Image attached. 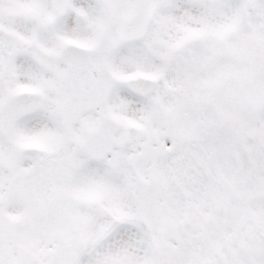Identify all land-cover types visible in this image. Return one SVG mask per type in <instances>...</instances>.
I'll return each mask as SVG.
<instances>
[{"label": "flooded vegetation", "instance_id": "flooded-vegetation-1", "mask_svg": "<svg viewBox=\"0 0 264 264\" xmlns=\"http://www.w3.org/2000/svg\"><path fill=\"white\" fill-rule=\"evenodd\" d=\"M116 1L115 5H109L95 0L107 10L103 20L87 26L97 31L111 24L117 20L119 3L124 5L120 6L122 12L132 0ZM73 2L76 1L67 0L63 7L53 8L51 0H0V218L13 229L17 242L24 245L28 232L15 218L45 219L44 264H63L67 257H72L77 264H113L111 235L117 222L114 200L112 195H104L103 190L99 192L97 188L102 186L98 184H110L113 178L109 171L114 165L122 168L115 177L120 182L122 171L135 159L141 160L150 154L159 165L149 179L154 176L158 182L165 177L161 160L175 135L167 129L166 118L153 108L157 96L153 97L152 93L157 82L144 98L132 93L124 83L131 74H145L142 70L148 67L131 74L112 67L132 66L135 55L127 52L115 56V51L111 53L110 49L121 50L140 40L123 42L109 29L107 39L102 42L98 39L97 49L89 42L56 34L69 18L77 19V25H85L86 18L76 7L80 5ZM167 10L171 13L170 21L176 22L180 14L189 10V2L171 0ZM130 12L131 9L118 18L120 27ZM154 14L152 10L151 19L155 16L160 25L161 14ZM67 44L79 49L68 48L67 53L61 54ZM21 63L32 69L18 68ZM24 70L31 76V82L13 79ZM105 71L117 78L116 84L105 99H95L91 86L102 81ZM120 90L129 97L114 101ZM130 96L137 100L132 104L140 112V121L129 119ZM151 106L154 131L142 134L138 129L146 125L143 117L151 111ZM226 107L227 102L221 103V112H226ZM103 116L115 123L110 138L92 136ZM218 118L221 123L214 136L219 140L217 156L205 148L212 162H203L193 149L189 154H177L179 167H174L172 172L180 170L182 178L189 179V215L184 210L180 216L181 220L186 216L184 229L179 227L181 220L171 229L178 230L182 237L188 235L185 255L189 264H264V133L246 132L240 116L226 120L224 114ZM109 128L113 129V125ZM88 133L92 137L88 138ZM140 137L144 138L143 150L135 153L133 142L137 143ZM185 138L188 139V134ZM185 138L180 144L187 142ZM98 142L110 144L108 153L100 159L87 149L90 143ZM185 149L189 152V146ZM169 159L162 162L166 170ZM98 174L104 178L99 179ZM180 197L160 195L158 186V217L153 230L161 235L160 240L167 234L159 226V213L163 209L167 216L177 218ZM116 202L122 219H126L128 213L122 201ZM13 203L21 209L18 215L10 217L13 208L9 206ZM31 226L28 222L29 230ZM53 234L55 238H51ZM66 235L77 236L75 242L74 236L62 238ZM171 236L176 239L174 234ZM116 249L119 250V245ZM126 250L122 244L123 256ZM146 251L142 249L143 261L162 264V253L157 246L153 249L156 257Z\"/></svg>", "mask_w": 264, "mask_h": 264}, {"label": "rangeland", "instance_id": "rangeland-1", "mask_svg": "<svg viewBox=\"0 0 264 264\" xmlns=\"http://www.w3.org/2000/svg\"><path fill=\"white\" fill-rule=\"evenodd\" d=\"M74 1H76L73 2L74 5H80L76 7L82 11L86 18L85 25H77V19L69 18L61 31L56 34L61 33L67 39H80L89 42L92 47L94 45L97 49L100 47L98 39L101 42L107 39L109 29H112L111 33L114 37L116 36L120 28V17H124L131 9L129 1L128 4H125L127 9L121 12L120 6L124 7V5L119 3V12L115 16L117 20H112L111 24L94 31L87 24H95L103 20L107 10L105 5L95 2V0ZM170 1L152 0L153 14L154 10L156 11L154 15L161 14V24L157 25L154 16L146 27L144 37L137 44L121 50L113 48L110 49V52L115 51V56L127 52L135 55L132 66L124 68L118 64L112 65L117 71H128L131 74L139 68L144 69L145 67L146 69L148 67L142 71L150 72V75L147 76L157 82V87L152 93L153 97L157 96L156 105L153 108L159 110L161 115L166 118L167 129L175 135L172 136L173 143L169 145L170 148L168 147V151L162 157L160 167L163 169L162 173H165V177L158 179L157 187L159 186L160 195L181 196L177 200L179 214L177 218H172L163 213V209L159 213V220H161L159 226L164 227L163 233L167 234L161 240V235L154 230L149 233L143 229L142 231V226L138 221L139 189L136 175L148 178L154 171V174L156 173V166L159 165V162L152 154L141 160L135 159L132 165L120 173V182H116L115 177L122 168L114 165L113 169L109 171L113 178L110 179V184L109 182V185L106 182L98 184L102 186L99 188L104 191V195L113 196V210L116 216L114 220L117 221L114 226V234L111 235L114 239V248L117 243L121 244L122 242L128 246L127 261H122L121 253H114V264H146L143 262L144 258L141 252L142 246L145 244L146 252L152 256L155 255L154 257H156L153 251L154 247L159 248L162 253V264H189L186 263L185 255L187 246L185 239L188 235L182 237L178 230L171 229L181 220L179 218L184 210L189 215V179H183L180 170L172 172L174 167H179L177 154H189L193 149L197 152H194L195 155L202 157L203 162L206 164L212 162L211 156L205 153V148L211 149V151L208 149L206 151L214 152L217 156L219 140L214 139V136H216L221 123L219 115L225 114L226 120L240 116L243 129L246 132L255 130L264 133V0H186L189 2V10L185 14H180L179 20L176 22L170 21L171 13L167 10ZM102 2L115 5L117 1L102 0ZM240 48L247 52L245 61L237 60V51ZM123 57L126 58V56ZM17 67L25 70L32 69L22 63ZM155 67L156 69H154ZM25 70L23 73L14 75L13 79L31 82L32 78ZM121 97H129V95L120 90L113 100ZM235 98H239L235 102L236 107L233 106L227 108L226 112H221L220 104L234 102ZM132 102H137V100L130 96V103L134 106ZM133 106L129 112V119L140 121V112H137ZM136 107L140 108L138 104ZM153 108L151 106V111L143 117L146 125L138 129L142 134L154 131L151 118L154 114ZM185 134H188V139L185 138ZM184 138L187 142L180 144L179 141H184ZM143 140L144 138L140 137L136 140L137 143L133 142V152L143 150ZM245 142L246 138L243 143L245 144ZM186 146H189V152L186 151ZM169 153L170 155H168ZM137 156L141 158L139 155ZM167 157L170 158L168 160L170 165L166 170L162 162ZM102 178L104 175L101 174L99 179ZM116 201H122L124 210L128 213L127 219H122L123 214H121ZM126 201L127 205L124 204ZM184 205H186V209ZM9 207L13 208L10 217L16 213L18 215V211L21 209L17 203H13ZM15 219L18 223H22L25 232H28L25 235L27 237L26 244L36 256L35 264H44L45 237L42 232L46 227L45 219L43 217L32 219L24 217L19 219L18 217ZM162 220L165 222L162 223ZM28 222L32 223L30 230L27 228ZM165 223L167 224L165 225ZM122 225L125 227L121 228ZM171 234H174L176 239L172 238ZM72 236L74 235H66L62 238ZM76 237L74 236L72 241L75 242ZM51 238H55V234ZM63 264H77V261L73 262L72 257H67L63 260Z\"/></svg>", "mask_w": 264, "mask_h": 264}, {"label": "water", "instance_id": "water-1", "mask_svg": "<svg viewBox=\"0 0 264 264\" xmlns=\"http://www.w3.org/2000/svg\"><path fill=\"white\" fill-rule=\"evenodd\" d=\"M149 3L150 0H135V11L132 14L131 17V23L128 25H125L124 29L122 30L120 37L122 40L126 41V40H130L133 39L134 37H138L139 34H141L143 32V29L146 25V21L148 19L149 16ZM139 9H141L142 11H139ZM145 13H144V12ZM143 13L142 16H140V14ZM146 18L143 19V17ZM246 52L241 49L239 51V58L240 59H246ZM103 79L100 83L94 84L92 85V89H93V94L97 99H103L107 89L109 87V84L111 83L109 81V77L106 76L105 73H103ZM144 79L143 78H133L130 81L126 82L127 86L135 92L140 93L141 95L145 96L148 92H149V87H150V82L148 81V87H146V85H141L140 83H143ZM110 122L107 121V119L103 118L101 119V129L100 131L103 133L104 138L108 137L109 138V134H110V129L107 130V126L109 127ZM99 132V130L97 131ZM107 145L103 144V143H98V145H94L93 148L95 150H106L107 149ZM92 151L89 149V151H91L93 154H95L96 156L100 157L101 155H103L102 152H98V151ZM141 184V188L143 191V195H142V200H141V218H142V222L144 223V225L148 228L151 229V227L153 226L154 222H155V215H156V210H155V187L154 184L152 182H150L149 184ZM6 249L3 247H0V264H10V261H7L6 257ZM23 254V255H22ZM7 261V262H6ZM32 261V257L30 256L29 253L25 254V253H21L19 255V259L17 261H13L12 263L14 264H31Z\"/></svg>", "mask_w": 264, "mask_h": 264}]
</instances>
